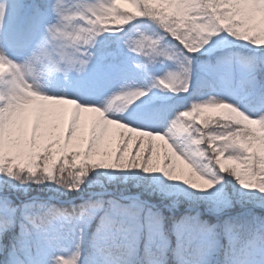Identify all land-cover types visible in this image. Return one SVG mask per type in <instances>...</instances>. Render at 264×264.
<instances>
[{
	"label": "rangeland",
	"instance_id": "rangeland-1",
	"mask_svg": "<svg viewBox=\"0 0 264 264\" xmlns=\"http://www.w3.org/2000/svg\"><path fill=\"white\" fill-rule=\"evenodd\" d=\"M8 10V23L0 40V46L9 56L19 59L26 54L29 45L43 30V26L54 19V14L49 7V0H8ZM144 36L154 39L163 36L158 48L168 52L178 54L179 47H182L178 41L166 35L153 19L138 18L129 24L124 32L103 33L96 38L95 47L92 49L95 53L94 60L86 74L73 73L65 77L63 74L50 73L43 80L42 90L49 95L73 97L84 105L101 104L108 95L122 90L124 93L135 89L147 90L146 95L132 102L128 112L123 114V119L135 127L161 134H169L171 122L178 112L190 108L193 101L206 100L209 96L228 99L253 116L264 113L262 83H259L257 70L251 66L252 63L249 61L253 60L248 54H255L254 59L259 58L258 71L260 74L262 70L264 81V52H260L256 45H248L244 40L226 32L212 35L208 43L198 52L189 53L195 61L192 87L188 92L177 93L159 85L158 81L178 72L180 59L160 55L150 61L143 53L133 50L135 45L129 47L126 43L129 37L141 39ZM247 88L257 92L253 97L261 104L260 112L249 105L250 100L246 101L248 98L243 99L241 96ZM220 111L222 110L210 108L207 113ZM172 139L175 141L176 137L172 136ZM193 147L197 146L193 145ZM136 151L138 149L133 142L129 153ZM186 166L183 160L178 161V170ZM98 172L115 184H133L132 186L142 189L151 187L153 194L156 197L161 196L163 201L176 202L184 199L190 202L185 209L186 218L182 219L176 230L175 247L177 258L180 260L178 264H264V222L255 225L253 227L255 232L247 236L239 235L230 225L225 226V221L230 218L239 220V216L217 208L224 196L223 181L213 188L194 193L190 188L164 177L163 173L159 172L145 173L142 169H109ZM231 184L232 193L239 203L238 210H241L239 212H243V215L254 212L264 213V201L250 197L247 190L235 183ZM112 193L110 190H101L95 194ZM95 194L90 193L87 198ZM49 197L53 200L56 198L54 195ZM76 198L78 197H73L72 201ZM9 199L0 192V206H6L9 210L16 206H28L23 203L17 204L12 199L8 201ZM141 199V194L136 193L120 196L119 199L111 201L110 211L102 219L103 222L105 217L110 218L111 226L105 229L101 222L96 228L94 237L91 238L95 264H135L127 261L125 257L121 259L112 255L110 248L123 244L126 248H130L131 252L134 249L139 250L143 234L147 252L153 254L143 264H164L163 259L159 258V253L165 254L170 250L171 241L162 236V223L157 219L153 208L148 207L155 201ZM118 201L127 207L117 211ZM142 213L143 217H141ZM173 213L171 209V214ZM210 214L216 217L211 220ZM116 224L119 225L117 229L112 227ZM142 224H146V230L143 229ZM212 225L217 227L212 228ZM11 230L17 231L15 237L19 241L20 226L17 225ZM58 233L59 239L50 242L44 234L35 232L23 244L20 240L18 247L13 251H18L23 261H25L24 257H29L30 260L25 261V264L48 263L49 256L55 250L71 246V227L61 228L58 224L53 225L50 234ZM14 254L9 257L8 264H12ZM126 254L128 256L130 253ZM137 264L141 263L137 262Z\"/></svg>",
	"mask_w": 264,
	"mask_h": 264
},
{
	"label": "snow or ice",
	"instance_id": "snow-or-ice-1",
	"mask_svg": "<svg viewBox=\"0 0 264 264\" xmlns=\"http://www.w3.org/2000/svg\"><path fill=\"white\" fill-rule=\"evenodd\" d=\"M203 9L204 11H197ZM121 12L127 15H120ZM195 13V15L193 14ZM211 16V20L205 21L204 16ZM8 7L0 5V40L3 38L5 27L8 23ZM149 17L155 20L164 30L178 41V55L158 48L160 40L144 36L135 41L134 51L143 53L149 60H155L157 56L166 55L169 58L180 59V66L186 72V65H191L192 56L189 53H196L209 38L220 30V26L236 38H243L251 41L256 46H264V0H110V3L103 8V16L99 21H112L121 28H126L125 21L131 22L138 18ZM210 24H215L209 27ZM231 25V27H229ZM111 27V24L102 25ZM235 30V31H234ZM103 33L118 34L120 31L112 30ZM195 34V35H194ZM61 35H69L62 34ZM95 37H88L84 40L87 44ZM76 41L81 37L77 36ZM0 48H3L0 46ZM0 65L7 69L20 71L18 64H13L6 55H0ZM3 73H0L2 76ZM180 76L179 72L169 75L167 79L160 78L159 85L171 89V83ZM144 89L129 90L124 93L135 100L137 97L146 95ZM25 99V92L13 91L8 97L9 104L6 105L0 100V157L5 160L12 157L11 165L20 168L30 167L32 172L36 171L31 167L30 161L40 160L45 157L44 171L51 173L61 160L73 167L81 164L82 156H75L71 161L65 159L66 155L80 152H87L91 146L92 154L88 156L90 163L100 159H110L120 150L121 129L115 125L105 127L103 124H96V113L94 109L82 107L76 119H73L72 104L69 101L46 102L43 97L37 100H29L21 105L14 102ZM210 108L222 110V106H213L205 102L192 104L190 110L185 111L184 117H179L171 122L169 134L154 135L149 139L144 136L142 141L138 135L132 136L127 141L125 157L129 153L133 142L141 155L147 154L149 173L162 171L164 161L174 150L177 153L178 161L183 160L186 167L178 170V163L174 176L183 179L188 167L190 157L187 152L181 149L172 139L173 132H190V127L185 125L184 120L195 116L194 124L198 126L197 135L192 137V143L197 146L202 156L207 153L201 146L207 141L208 148L213 155L211 157L215 164L225 171H230L239 176L242 172L247 179L255 181L258 176L264 173V127L260 123L251 124L244 122L240 127L225 132H209L207 129L215 122L216 117H222V111L206 114ZM146 130V129H145ZM146 132H153L146 130ZM118 136V138H117ZM119 167V165H117ZM11 170V169H9ZM0 171H3L0 168ZM75 187V184L72 185ZM198 189L210 187L208 182H201L196 185ZM254 188L255 183L250 184ZM6 206H0V214H3ZM98 208L92 206L89 218L93 210ZM53 215L58 214L52 211ZM159 222L158 220L156 221ZM105 229L111 226V219L105 217L103 220ZM2 231V229H0ZM30 235L25 226H21V237ZM24 240H22L23 244ZM4 241H0V251H4ZM12 264H23L19 252L16 251Z\"/></svg>",
	"mask_w": 264,
	"mask_h": 264
},
{
	"label": "clouds",
	"instance_id": "clouds-1",
	"mask_svg": "<svg viewBox=\"0 0 264 264\" xmlns=\"http://www.w3.org/2000/svg\"><path fill=\"white\" fill-rule=\"evenodd\" d=\"M109 3L110 0H49V7L54 14V19L43 26V30L31 42L28 51L22 58L18 59L9 56L4 48H0V55L8 56L13 64L20 66V71L16 72L14 69H7L0 65V73H3L0 76V100H3L8 105V97L13 91H16L25 92V99L15 101L16 105H21L29 100H37L40 97H43L46 102L69 101L72 104L73 119L77 118L82 107L94 109L96 113L94 126L96 124H103L105 127L115 125L121 129L122 144L120 150L110 159H100L90 163L88 160V156L92 154L90 146L87 152H74L66 155L65 159L68 161H71L75 156H82L83 159L80 165L73 167L70 163L65 164L64 160H61L51 173L44 171L46 154L40 160L29 162L31 167L36 168L35 172H32L30 167L22 169L18 165L12 166V157H8L6 160L0 157V168L3 169L0 174H4L6 178H14L22 186H30L31 184L47 186L49 181H54L56 185L61 186L65 190L83 192L88 181L99 174L98 170L142 169L145 173H149L147 171V154L141 155L139 151H136L131 154L128 153L127 157H125L124 152L127 141L134 135H138L139 140L142 141L146 134L149 139L154 135L163 134L146 132L145 129L135 127L124 121L123 114L128 112L134 100L126 96L123 90L108 95L101 104L90 103L87 105L82 104L73 97L49 95L42 90L43 80L50 73L63 74L65 77H69L73 73L77 75L86 74L94 60L95 53L92 49L95 47L96 38L101 35L102 31L116 30L124 32V28L114 23V18L112 21L97 22L99 17L103 16L104 6ZM0 5L8 7V0H0ZM197 11L204 10L197 9ZM193 14L195 15V13ZM120 15H127V13L121 12ZM203 19L205 21L211 20V16L206 15ZM132 22L125 21L126 27ZM106 24H111V27L105 26L102 28V25ZM213 26L215 24L209 25V27ZM225 32L228 33L223 29V26H220V30L216 34ZM61 33L69 35H61ZM165 34L167 35V33ZM231 35L236 37L234 34ZM77 36L81 37L79 41L75 39ZM88 37L95 38L85 44L84 40ZM156 39L161 41L163 36H158ZM240 39L244 40L243 38ZM136 40L138 39L129 37L126 43L129 47H132L135 45ZM178 55L180 54L178 53ZM194 63L195 61L192 57L191 65H186V72L180 66L178 70L180 76L170 85L172 91L177 93L189 91L193 82ZM205 102L213 106H222L224 114L222 117L215 118V122L207 129L209 132L230 131L240 127L244 122L251 124L258 121L264 127V113L258 116L250 115L241 107L223 97L209 96L206 100L193 101L192 104ZM186 110H190V108L178 112L173 120L184 117ZM198 115L199 111L191 118L184 120L185 125L190 127V132H173L176 137L175 143L185 150L190 157V160L187 161L190 166L185 172L183 179L173 175L178 163L177 153L174 150L171 155L166 153L168 158L164 161L163 170L155 172L163 173L164 177L181 183L194 193L215 187L221 181L226 180L223 174L227 173L233 177L242 189L247 190V194L250 197H257L264 201V173L258 176L255 181L249 179L248 183H244L247 177L243 172L237 176L230 171L220 169L215 164L214 160L211 159L213 153L208 148L207 141L201 146V149L207 153L205 156H202L200 150L193 147L192 137L198 133V126L194 124V120L195 116ZM205 181L210 184L209 188L198 189L196 187L198 183ZM252 183H255L254 188L250 187ZM73 184H75L74 188L72 187ZM89 200L93 201V198L90 197ZM102 201L107 206L105 198L97 196L93 202L85 201L80 205H70L64 211L57 210L58 214L56 215H53L52 210L47 206H16V208L11 210L5 208L3 214H0V229H2L0 231V241H4L7 233L17 225L20 226V229L22 225L25 226L30 233V235L21 237L20 232L19 240L27 241L33 233L39 232L44 234L50 242L59 239V233L57 235L50 234V229L53 225L58 224L61 228L70 226L72 231L71 246L55 250L49 256L48 264H95L94 249L91 239L87 235V221L92 206L100 207ZM117 204L119 205L116 208L117 211L127 207V205L119 201ZM141 206L143 207V205ZM113 207L115 208L116 206ZM224 223L225 226L230 225L237 232L242 231L245 227L243 222L234 218H230ZM211 227L216 228L217 225H212ZM4 247H7L5 243ZM23 264H25V261H23Z\"/></svg>",
	"mask_w": 264,
	"mask_h": 264
},
{
	"label": "trees",
	"instance_id": "trees-1",
	"mask_svg": "<svg viewBox=\"0 0 264 264\" xmlns=\"http://www.w3.org/2000/svg\"><path fill=\"white\" fill-rule=\"evenodd\" d=\"M246 44L252 45L250 41H245ZM260 52H264V46H257ZM253 61L251 62V66H253L254 70H257L258 73V80L260 83L264 85L263 81V74L262 70L258 71V67L260 64L259 58H253ZM256 92H254L252 89L247 88L243 92L242 96L245 99L246 97H252L255 95ZM250 104L254 105L252 101L249 102ZM215 112H210L206 114H211ZM104 174L99 173L95 178L88 181L87 186L83 192H78L75 190H65L61 186H58L55 184L54 181H49L47 186L46 185H38V184H31L30 186H22L17 181H15L14 178H6L4 174H2V177H0V192L6 199H12L16 201L17 204H27L28 206L35 207L37 205L39 206H47L52 211L57 212L64 211L68 206L70 205H80L83 204L85 201L93 202L95 197L97 196H103L105 200L107 201V206H105V203L102 201L101 206L93 210V215L91 218L87 221V235L89 238H92L95 234L96 228L98 225L102 222V219L105 214H108L110 211V205L111 201L113 199H119L120 196H128L133 195L136 193L141 194V200H149L150 202L155 201L161 202L164 204L157 205L155 203H152L151 206L148 205L149 208H153L154 213H156L157 219L162 223L163 228L166 230L165 233L168 235L171 239V241L175 240L174 236V227L177 225L180 221H182L183 218L186 217V211L185 209L190 204L189 201L186 200H179L174 202V200H168L163 201L160 197H156L153 194L151 187H144V189L136 188L132 186L133 184H123V183H114L109 181L108 179L104 178ZM226 177V180L223 181V188H224V196L222 198V201L217 208L221 210H228L233 214H236L239 216L240 222H243L245 224V227L243 230H248L254 227L255 225H258L260 222H264V213H251L249 215H243L244 213L239 212L241 210H238V201L236 200V196L232 193L231 183H236V181L233 179V177L230 174H223ZM238 185V184H237ZM101 190H110L113 193L110 195H101V194H95ZM141 192H138V191ZM90 193H94L95 195H92L93 201H90L89 196ZM50 195H54L57 199L53 200L50 199ZM82 196V197H80ZM73 197H78L76 200H74L72 203H65L61 204L57 200H70ZM10 199L8 201H10ZM137 202V201H135ZM168 203V204H167ZM170 203V204H169ZM143 205H145L142 202ZM154 204V205H153ZM168 205L171 209H173L174 213L171 214V209L167 207ZM171 205V206H170ZM146 206V205H145ZM172 215V216H171ZM141 217H143V213L141 214ZM213 219L212 217L210 218ZM255 222V223H253ZM251 227V228H250ZM15 233L17 231L10 230L7 235L4 238V243L7 245L5 247L4 251H0V264H8L9 263V257H11L15 252L13 251L14 248L18 247L19 241L16 240L17 237H15ZM143 241H145V238H142ZM16 240V241H15ZM15 241V242H14ZM14 243V244H13ZM139 254H142V257H134V261L142 259H145V253L142 250ZM170 255L166 257L165 264H175V261L172 259ZM25 261H29V257L23 258ZM172 259V260H171ZM134 261L132 263H134ZM44 264H48L46 262H43ZM42 263V264H43Z\"/></svg>",
	"mask_w": 264,
	"mask_h": 264
},
{
	"label": "water",
	"instance_id": "water-1",
	"mask_svg": "<svg viewBox=\"0 0 264 264\" xmlns=\"http://www.w3.org/2000/svg\"><path fill=\"white\" fill-rule=\"evenodd\" d=\"M70 201V200H69ZM69 201H67V200H61L60 202H61V204H65V203H68ZM218 217V216H217Z\"/></svg>",
	"mask_w": 264,
	"mask_h": 264
}]
</instances>
